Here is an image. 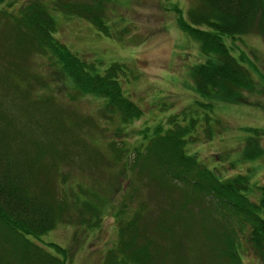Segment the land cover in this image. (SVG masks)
I'll use <instances>...</instances> for the list:
<instances>
[{
	"label": "trees",
	"instance_id": "obj_1",
	"mask_svg": "<svg viewBox=\"0 0 264 264\" xmlns=\"http://www.w3.org/2000/svg\"><path fill=\"white\" fill-rule=\"evenodd\" d=\"M102 1L64 0L59 1L58 7L85 17L108 32L102 15L105 0ZM10 16L16 40L25 39L29 43L26 49L48 48L76 90L103 96L106 110L119 113L125 122L141 116V107L123 93L117 78L124 64L115 61L100 72L93 61L77 55L52 35L55 20L44 2L30 0ZM177 20L199 41L203 54V59L190 70L196 91L209 99L243 101L242 90L253 86L254 81L224 36L235 38L255 32L264 37V0H193L186 18L180 13ZM26 67L24 59L8 63L0 57V264H66V249L40 237L60 222H75L88 228L98 225L103 211L98 201L102 197L81 185L71 186V175L61 173L65 164L70 166L83 157L81 151L87 150L90 159L92 150H96L89 143L78 144L75 136L66 135L61 113L56 109L52 112L49 103L37 102L35 97L29 99L35 103L20 109L8 105L6 88L18 87L17 77L34 90L35 84L41 82V77ZM13 74L14 80L10 77ZM44 99L49 102L50 98ZM200 104L209 107L212 101ZM18 116L25 117V121L19 122ZM176 116L170 115L166 126L158 124L153 131L148 130L151 134L147 142H139L131 152L123 141L117 145L112 140L110 144L121 158L124 152L133 153L128 168L136 169L146 179L122 186L124 193L129 192L131 199L136 196L138 200L130 217H121L123 208L117 211L118 238L103 264H209L210 251L216 246H220L223 263L240 264L243 232L228 228L225 223L209 229L201 215L208 198L217 200L244 226L248 225L246 240L264 263V183L251 184L249 175L242 172L222 177L216 166L210 168L196 154L188 153L186 135L195 129L196 119L183 124L176 121ZM55 128L61 130L58 134L63 137L53 134ZM247 130L253 134L245 138L243 156L251 159L263 155L260 137L264 128ZM146 131L142 129L141 136L147 135ZM211 134L206 132L209 137ZM141 185L150 192L147 199L144 192L139 198ZM252 186L260 191L258 199L248 194ZM199 240L205 247L197 246Z\"/></svg>",
	"mask_w": 264,
	"mask_h": 264
},
{
	"label": "rangeland",
	"instance_id": "obj_2",
	"mask_svg": "<svg viewBox=\"0 0 264 264\" xmlns=\"http://www.w3.org/2000/svg\"><path fill=\"white\" fill-rule=\"evenodd\" d=\"M28 1L0 0V57L8 63L13 59H24L26 68L41 77V82L35 84L37 89L34 90L25 80L17 77L18 87L10 85L6 88L8 105L20 109L22 105L35 103L29 101L35 97L37 102L49 103L52 112L56 109L61 113L60 121L66 135L75 136L78 144L86 142L96 150H92L90 159L87 158V150L81 151L83 157L71 162L70 166L65 164L61 173L71 175L68 181L71 186L81 185L102 197L98 201L103 206L98 225L88 228L75 222H60L40 237L44 242L53 241L66 249V264H103L109 248L118 238L117 211L123 208L121 217L125 219L132 215V209L137 204L138 198L134 196L131 199L122 186H131L132 180L141 183L146 177L137 173L136 169L128 168L133 153L124 152L120 154L123 155L121 158L115 149L110 148L112 140L117 145L123 141L131 152L139 142H147L155 125L166 126L170 115L176 114V121L183 124L196 119L195 129L186 135L185 149L196 154L199 161L210 168L216 166L215 170L221 171L222 177L242 172L249 175L251 184L264 183V154L248 159L242 151L245 138L253 134L247 127L264 128L263 36L255 32L235 38L224 36L225 42L232 47V53L248 68L254 84L242 90L241 102L214 100L202 96L195 89L190 70L196 61L203 59V54L199 41L182 29L177 20L180 13L186 18L193 0H103L102 15L108 32L89 19L58 7L59 1L64 0H40L54 17L52 35L77 55L93 61L100 72L112 62L124 64L117 78L123 93L142 109L141 116L125 122L119 113L112 114L106 110L103 96L76 90L72 81L61 72L54 57L50 56L48 48L45 51L39 47L30 50L26 49L29 43L25 39L16 40L10 13L18 11ZM76 1L93 3L97 0ZM10 77L14 80L15 75ZM23 92L27 93L26 97L22 96ZM44 97H49V102ZM208 100L212 101L211 106L200 104V101ZM18 118L19 122L25 121V117ZM142 129H147V135L141 136ZM208 131L212 133L210 137L206 135ZM60 132L55 128L53 134L63 137L58 134ZM192 136L197 138L191 140ZM260 143L264 147V134ZM97 159L99 164L95 166ZM252 188L248 194L258 199L260 191L255 186ZM138 191L141 199L142 192L147 193L143 194L146 199L150 194L142 185ZM149 204L152 205V202ZM203 208L201 215L209 229L225 223L228 228L243 232L239 247L240 264L263 263L246 240L248 225L244 226L243 221H239L233 212L215 199H206ZM33 240L39 239L33 237ZM197 246L205 247L201 240ZM219 251L220 246L210 251L212 263L209 264H225ZM227 264L233 263L229 261Z\"/></svg>",
	"mask_w": 264,
	"mask_h": 264
}]
</instances>
